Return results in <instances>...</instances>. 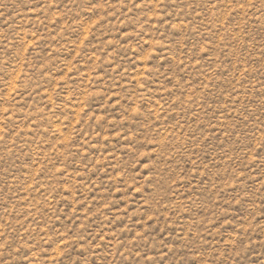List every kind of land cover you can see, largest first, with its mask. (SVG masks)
I'll list each match as a JSON object with an SVG mask.
<instances>
[{
	"label": "rangeland",
	"instance_id": "374dc122",
	"mask_svg": "<svg viewBox=\"0 0 264 264\" xmlns=\"http://www.w3.org/2000/svg\"><path fill=\"white\" fill-rule=\"evenodd\" d=\"M0 264H264V0H0Z\"/></svg>",
	"mask_w": 264,
	"mask_h": 264
}]
</instances>
